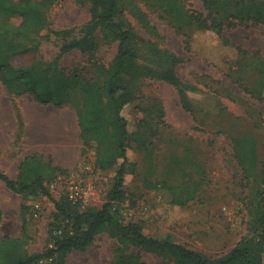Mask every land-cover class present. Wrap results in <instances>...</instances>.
<instances>
[{
  "label": "rangeland",
  "instance_id": "rangeland-1",
  "mask_svg": "<svg viewBox=\"0 0 264 264\" xmlns=\"http://www.w3.org/2000/svg\"><path fill=\"white\" fill-rule=\"evenodd\" d=\"M33 1L41 21L0 11V40L12 48L9 62L45 70L56 60L46 77L52 88L74 73L101 84L86 53H61L65 44L93 37L96 61L112 63L118 39L98 22L100 11L91 10L89 1ZM235 2L229 13L236 12ZM118 4L115 21L133 30L130 46L140 70L137 77L123 79L135 99L122 112L132 164L122 184L124 198L113 204L116 219L138 223L147 236L182 244L209 259L226 257L245 239L249 251L237 264H264L257 245L264 234V25L239 24L229 13L206 8L202 0ZM196 16L208 25L216 19L222 34L217 25L201 29ZM230 22L236 26L228 27ZM168 70L180 80L181 92L164 79ZM110 148L106 141L104 149ZM31 154L41 157L43 168L50 160L68 173L51 176L43 170V189L27 201L25 236L21 198L0 182V240L8 236L22 242L9 245L0 264L46 252L51 235L60 232L53 227L67 223L55 203L72 206L66 194L70 184L90 188L80 212L100 210L112 185L114 169L98 170L96 144L83 147L72 105H40L28 95L14 96L0 82V171L15 179L19 162ZM131 255L144 264H173L141 250L115 227L104 228L85 251H70L64 264H116ZM36 264L53 260L40 258Z\"/></svg>",
  "mask_w": 264,
  "mask_h": 264
},
{
  "label": "trees",
  "instance_id": "trees-1",
  "mask_svg": "<svg viewBox=\"0 0 264 264\" xmlns=\"http://www.w3.org/2000/svg\"><path fill=\"white\" fill-rule=\"evenodd\" d=\"M89 1L91 10H99L101 26L110 30L118 39L115 57L110 65L100 64L95 59L96 42L93 37H83L65 44L61 53L79 50L86 53L89 63L94 67L97 75L102 76L101 84L85 80L80 74H67L63 78L65 83L57 88H52L46 83V77L50 71L56 68V60L45 70H37L32 65L17 67L8 60L7 53L12 48L5 47L0 40V82L7 91L14 96L28 95L37 104L61 107L64 104L72 105L77 114L80 128V138L83 147L90 142L96 144L98 170L114 169L111 178V188L107 194V201L98 211L80 212L77 208L67 203L66 207L55 203L56 211L67 225L53 227L60 234L51 235L52 247L47 248L43 255H32L26 258L13 257L11 264H36L40 258H51L53 264H64L66 255L72 251H85L94 241L95 236L106 227H115L126 239L133 242L141 250L166 259L173 264H237L247 257L249 247L245 239L241 240L229 254L221 259H209L206 256L187 248L186 246L167 239H157L147 236L143 227L138 223H122L113 213V204L124 198L122 188L128 166L129 147L126 140L129 136L128 122L122 115L123 109L132 104L135 99L130 88L124 83V76L134 78L138 76L139 66L136 62V54L130 46L134 39V32L129 27L115 21L119 12L118 0H79ZM206 8H215L217 13H229L232 0H202ZM36 2L33 0H0V11L11 16H18L25 20L37 18L41 21V14L36 10ZM236 12H230L228 17L238 19L239 24L251 21L253 25H264V2L237 1ZM225 19V18H224ZM201 29L210 30L217 25V33L222 34L221 23L208 25L200 19L194 18ZM229 23L228 27H235ZM9 49V50H8ZM175 85L181 92V82L172 70L166 72L164 78ZM111 142V150L106 151L104 144ZM41 157L31 154L24 157L18 165V173L15 179H11L0 171V182L7 189L17 194L20 198L21 230L26 234L25 215L28 211L27 201L38 189H43V170L48 169L49 175L57 176L68 173V170L53 166L50 160L46 161L45 168L40 164ZM179 201V200H177ZM176 201V202H177ZM179 203L183 204V202ZM31 209V206H29ZM0 214V219H1ZM52 230V231H53ZM22 242L5 236L0 240V255L6 252L9 245L21 246ZM264 251V234L257 242ZM116 264H144L137 255L121 256ZM165 264V263H164Z\"/></svg>",
  "mask_w": 264,
  "mask_h": 264
},
{
  "label": "built area",
  "instance_id": "built-area-1",
  "mask_svg": "<svg viewBox=\"0 0 264 264\" xmlns=\"http://www.w3.org/2000/svg\"><path fill=\"white\" fill-rule=\"evenodd\" d=\"M85 169H90V167L87 166ZM76 175L77 174H71V177ZM66 194L72 206L76 208L87 205L91 197L90 188H83L79 184H74V183L70 184L67 187ZM39 210H40L39 205L38 204L34 205L33 216H35L36 218L38 217ZM50 247H52V245H50Z\"/></svg>",
  "mask_w": 264,
  "mask_h": 264
},
{
  "label": "crops",
  "instance_id": "crops-1",
  "mask_svg": "<svg viewBox=\"0 0 264 264\" xmlns=\"http://www.w3.org/2000/svg\"><path fill=\"white\" fill-rule=\"evenodd\" d=\"M3 221H4V216L2 217V215H1L0 225L2 224Z\"/></svg>",
  "mask_w": 264,
  "mask_h": 264
}]
</instances>
